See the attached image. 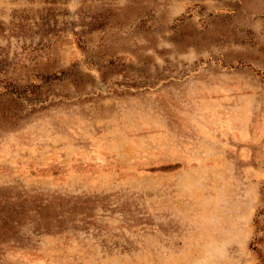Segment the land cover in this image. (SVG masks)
<instances>
[{
    "label": "rangeland",
    "instance_id": "1",
    "mask_svg": "<svg viewBox=\"0 0 264 264\" xmlns=\"http://www.w3.org/2000/svg\"><path fill=\"white\" fill-rule=\"evenodd\" d=\"M0 264H264V0H0Z\"/></svg>",
    "mask_w": 264,
    "mask_h": 264
},
{
    "label": "trees",
    "instance_id": "2",
    "mask_svg": "<svg viewBox=\"0 0 264 264\" xmlns=\"http://www.w3.org/2000/svg\"><path fill=\"white\" fill-rule=\"evenodd\" d=\"M16 93H18V92H16ZM259 259H261L260 256H259ZM260 262H261V260H260Z\"/></svg>",
    "mask_w": 264,
    "mask_h": 264
}]
</instances>
